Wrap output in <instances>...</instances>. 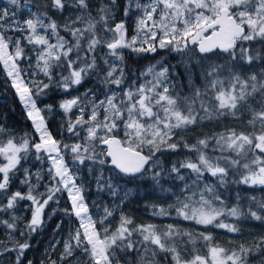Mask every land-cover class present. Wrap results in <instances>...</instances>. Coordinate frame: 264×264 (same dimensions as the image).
<instances>
[{"label": "snow or ice", "instance_id": "1", "mask_svg": "<svg viewBox=\"0 0 264 264\" xmlns=\"http://www.w3.org/2000/svg\"><path fill=\"white\" fill-rule=\"evenodd\" d=\"M9 94L0 264H264V0H3Z\"/></svg>", "mask_w": 264, "mask_h": 264}, {"label": "trees", "instance_id": "2", "mask_svg": "<svg viewBox=\"0 0 264 264\" xmlns=\"http://www.w3.org/2000/svg\"><path fill=\"white\" fill-rule=\"evenodd\" d=\"M2 3H0L1 6ZM51 102V101H49ZM4 103L3 101H0V104ZM15 109L14 113H9V119L6 121V123L9 126H14L17 129H21L24 128L27 130L28 127V122L23 120L22 118V109L20 107V105L16 102H13V98L11 96V94H9L8 96V106L6 108H2L0 109V111H4V112H8L9 109ZM92 193L89 194V196ZM256 195L258 196V198L262 195H264V193H261L259 190L256 191ZM144 200H137L135 203L130 204L128 206V210L136 217V219L139 221H143V222H156V223H170L172 222L169 219H164L161 220L159 218H155L149 215V212L145 211L144 208ZM62 206L64 205V201H61ZM182 223L184 226H189L187 224V222H180ZM255 226L256 230L259 231H264V229H261L256 222H248L245 224V229L246 226ZM203 230V229H201ZM215 230V229H212ZM51 238V233H50V229L44 233L43 235L39 236L36 238V240L33 242V249L28 253L29 257H34L35 259H39L41 252L43 251L44 248L47 247L48 244V240Z\"/></svg>", "mask_w": 264, "mask_h": 264}, {"label": "rangeland", "instance_id": "3", "mask_svg": "<svg viewBox=\"0 0 264 264\" xmlns=\"http://www.w3.org/2000/svg\"><path fill=\"white\" fill-rule=\"evenodd\" d=\"M0 3H2L1 4V6L3 5V0H0ZM89 199L91 200V199H98L96 196H95V194L94 193H92L90 196H89ZM249 230H255V231H259V230H256L255 229V226H246V233H247V231H249ZM209 231H211L212 233H213V235L215 236V238L218 240V241H225V240H227V239H229L230 237L233 239V240H236V239H238V237H236V236H234L233 234H230V233H227L226 231H224V230H220V229H215V230H212V229H209ZM245 233V234H246Z\"/></svg>", "mask_w": 264, "mask_h": 264}]
</instances>
